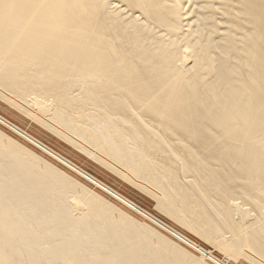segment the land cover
I'll use <instances>...</instances> for the list:
<instances>
[{
    "label": "bare ground",
    "instance_id": "6f19581e",
    "mask_svg": "<svg viewBox=\"0 0 264 264\" xmlns=\"http://www.w3.org/2000/svg\"><path fill=\"white\" fill-rule=\"evenodd\" d=\"M0 87H1L0 89H3V91L4 89H7L9 91H12L13 93L14 92L17 93L18 95H21L23 93L25 95H28L29 97V94H34L35 97L37 95L39 96V98H42V99L35 98L32 99V101L31 100L30 101L33 102L37 107H39V110L44 113L43 115H45V117L47 115L50 116L49 118L51 119L54 118V121L52 120V122L55 123L56 121L57 125L60 123L61 126L70 125V127L71 126L75 127V125H79V124L84 125L87 121L86 125L89 124L90 126L84 128L85 126L83 127L82 125V128L79 130V134H81V136L79 137L85 136V138L83 137L82 139L83 142L85 144L87 143V145L89 146L90 144H92L93 146H95L94 148L91 145L93 147L92 149H99L101 153L103 152L102 154L112 157L113 161L116 160L119 162L118 165L121 164L124 165L125 168H127L131 173L134 174L133 175L134 177L136 176L135 177L136 179L141 177L143 178V180L146 179L154 186H157L160 189V191H162V196L161 197L159 196L160 199L158 198V196H155V194H154L155 197H153L152 194L150 193L149 194L152 195L151 197L152 199L154 198L153 200H156V203L159 201L158 202L159 205H157L159 207L158 209H160L161 207L162 211L164 210L166 214L170 215L176 221H178L177 223H179L180 227L188 230L189 232H192L194 230L197 233L196 234L194 232L196 236L199 234L201 238L204 237L209 242L213 243V245H215L218 248L217 251L220 249L222 251L220 253L226 254L228 256L227 258L228 260L231 259L237 261L238 259L244 258L250 264H262L259 262V260H257L256 257L254 258L253 256L249 255V251L257 255L258 258L261 257L262 259H264V223L263 224L260 223V221L261 220L263 221V219L260 218L261 219V220L259 219L260 221L257 219L255 222L252 221L249 222L248 218L250 214L247 211H246L247 213L241 211L240 210L241 207L240 209L237 208L239 204L238 205L235 204L236 203L235 201L236 200L245 201L247 202V204L249 203L250 206L252 207L254 206L257 210L260 211H263L264 209V0H0ZM9 91L5 90V92L3 93L6 92L10 93ZM5 95L6 94L2 96ZM12 95L13 94L11 93V96ZM2 96L0 97L1 98L0 100L3 99ZM32 96L33 95H31L30 97L32 98ZM15 97L17 99L22 98V96H15ZM23 99H21V102L25 101L24 103L22 102L23 104H25L27 102V99L26 100ZM30 101L28 100V104L31 103ZM47 101L48 103L50 101V103L52 104L50 103L48 104ZM11 103L13 104L14 101H12ZM16 104L17 103H15V105ZM16 106L20 108L23 107L18 105ZM29 106H31V104L28 105V107ZM33 107L35 106L33 105ZM74 107L77 109L75 112L78 114V115L76 114L77 116H74L71 113L72 111H75ZM30 108H32V106ZM70 108L71 109L73 108V110H71ZM89 108L90 110L92 108L93 112H91L92 110L89 111ZM23 110L25 109L23 108ZM49 110L51 111V113L53 112L52 113L53 118L51 117V115L45 114ZM33 111H35V109ZM28 112L31 114L30 111ZM69 112L71 114H68ZM37 116H35V118ZM78 116L81 118H79ZM37 118L35 120H37ZM86 118L87 119L89 118V120L92 118L93 123L91 122L89 123V120L85 121ZM42 122L43 121H41V123L40 121H36V123L41 124V126L43 127V125H45L47 122L46 123L44 122L45 124L43 125ZM0 123L4 124V126L7 127L8 130L9 129L12 131L14 130L13 132H16L15 130L20 131L21 133H23L22 135H25L24 138L30 141L32 144L35 143L37 145H40L39 146L40 150L42 151L43 149L50 156L55 158L59 162V163L57 162L58 164L63 165L62 161L64 160V158L65 160H69L62 154L57 153L55 150L51 149V147L49 148L48 146L43 144L40 140L32 136L30 132L29 134L28 132L20 128L17 124H15V122H12L11 120L3 116V114H0ZM61 126L58 125V127L60 128ZM53 128L51 127V129ZM62 128L65 129L66 127L65 128L62 127ZM46 129L49 130L50 127ZM8 130L6 132L7 134H8ZM57 130L54 129V131ZM67 130L70 129L67 128ZM75 132L76 131H69V133L72 135H75L74 134ZM67 133L65 134L67 135ZM2 134L3 133H0L1 136ZM54 134H56V132ZM63 136L61 134V136L58 137L62 139ZM6 137L9 138L8 136ZM75 137L77 139L79 138L78 136ZM3 138L4 136H2L1 139ZM7 138H4V140H7ZM66 138L67 137H64L63 140L65 139V141H67ZM1 139H0L1 151L7 153V155L9 153L10 157L12 156L15 158H20L21 160L19 159V162L14 158L15 161L18 162V165L22 164V162L21 164L19 163L23 159V161H25V164L22 166V168L26 170L29 174L32 173V176L35 175L33 178L35 183L34 181L33 182L31 181V183H34L33 185L34 188L36 187L35 189L41 193L40 194L37 192L38 193L37 194L35 192L36 194L35 193L34 194L37 195L36 197L38 198L43 197L42 194L49 193L53 188L50 186H54L57 183L62 187L65 186L66 184L69 185L66 181H64V179L66 180L71 179V177L66 178L68 176H66L65 174V176L63 177L64 179H62L63 172H61L60 170L58 171V173L59 172L62 173L60 176V174L56 172V169L50 168L51 165L49 166V163H46V161L42 159V161L45 162L43 164L40 161L41 158L39 159V167L41 166L40 163H42L44 167L47 164L48 165L44 169H42L43 167H41L43 171H38L39 167L38 165H36L38 168L37 170H35L36 167L35 163L36 162L38 163L37 161L38 159L37 157L34 158L35 160L32 159L35 156L34 153H32L34 156H32V154L25 155L20 150L16 149L19 143L15 142L14 140H12L13 142L11 141L12 143H14V145H16L17 143L15 148L14 146H12V144L6 146V143L8 141L5 143L3 142V140L1 141ZM10 140L11 139L9 138V141ZM69 140L67 142H69ZM84 140H86V142ZM69 143H71V145L72 143L73 145H77L80 149L83 148V152H84L85 148L82 147L83 145L79 146L78 143L74 141ZM24 148L21 147V150L25 151L26 149ZM38 151H36V154H38L37 153ZM89 151L90 150H87L88 153ZM52 152H54V154L57 155L60 154V155L58 156L53 155ZM28 155L32 157H29ZM40 156L43 157L42 155ZM149 157L150 159H148ZM96 159L99 160V158H95V160ZM112 159L110 158V160ZM103 160L104 159H102V161ZM54 161L51 162V159H49V162L52 163V165L54 164L53 163ZM70 161L71 160H69V162ZM105 164L107 165L108 163ZM105 164L103 162V166L106 167ZM71 165H73V167L75 168L79 167L77 164H75L72 161H71ZM111 165L109 169L111 168ZM56 166L59 167V165ZM81 169L79 167V170L85 173V170H83V168ZM106 169H108V167ZM19 170L21 171L20 168ZM69 171L68 174L71 175L72 172L69 173ZM126 171L127 170L125 169V172ZM2 172L4 173L3 170ZM119 172L120 171L118 170L117 173L121 175V173ZM86 173L95 179L94 180L95 181L94 186L96 187L95 191L100 189L103 192L105 191V193H107V195H110V197H113L115 199L119 197L121 200H124L129 204L131 203L130 205L132 207L134 208L136 207V210L135 209L134 210L137 211V213L139 211L145 212L138 203L137 204L135 203V201L133 202L131 199L120 193L112 186L108 185L106 182L95 177L93 174H90L87 171ZM79 174L86 179V177L82 175V172H80ZM179 174H182L184 178L185 176L186 178H190L189 176H191V178L194 177V179L193 181L192 179H190L192 181L190 182L189 180L190 183L187 182L186 184V182L184 181L185 185L183 184L180 185L178 184ZM10 175L11 177L9 178H12L13 174L10 173ZM122 175L124 176L123 178L127 177L125 176V174ZM128 177H130V175ZM30 178L32 179V177ZM127 178L126 180H128ZM4 179H6V177ZM11 180L13 181L14 178ZM71 180L73 181V179ZM143 180L141 182H143ZM27 181L30 182V180ZM72 181L70 183H72ZM1 182H0L1 187H3L2 186L3 184ZM29 182H27V184ZM126 182L129 183L128 181ZM174 182H176V185ZM81 183L84 182L81 181ZM9 184H10L9 187H11L12 183L9 182ZM58 184L56 185V188ZM73 184L75 186L76 183ZM86 184L84 183V185ZM132 184L137 189L140 188L139 187L140 185L138 186L139 187L138 188L137 186H135L134 183ZM149 185L150 188H152L151 186L153 185L151 184ZM7 186L8 185H6L5 187ZM48 186L50 187L49 191H48ZM70 186L68 188H72ZM77 187L79 186L77 185ZM11 188L10 190H8L9 193L12 191ZM81 188L84 189L85 187H81ZM27 189H29V187ZM144 189L146 188L144 187ZM159 189H157V191ZM154 190H156V187ZM0 191L4 192V189ZM18 191L19 190H17V192ZM57 191L59 192V190ZM57 191L55 192L54 195L58 193ZM85 191H88L90 195L89 192L90 190L85 188ZM27 192H25L26 195ZM80 192L78 193L80 194ZM103 192L102 194L104 195L105 193ZM14 193L16 194V191ZM91 193H93L92 194L93 196L90 197L96 196L94 199L88 197L84 198L83 196V199L82 198L78 199V197L76 199L75 197V200H76V204L80 208H83L84 211L86 210V213L84 212L85 213L84 216L90 218L94 217L93 219H95L96 221L97 217L99 218V216L104 214L107 204L109 210V206H110L109 204L111 203L108 202L105 203L106 200L103 199L106 206L105 204L102 205L101 201L99 202L98 199L96 200L98 194L95 195L94 191L93 192L91 191ZM158 193L161 192L158 191ZM11 194L13 195L12 192ZM86 194L87 193L85 192V196ZM12 195L10 196L13 200V197L15 196ZM49 195L48 196L46 195L47 198L49 197ZM81 195H79V197ZM107 195L105 194L106 197H109ZM6 196H9V194H6ZM27 198H29L28 195ZM61 198L64 197L61 196ZM98 198L101 197L98 196ZM1 199H0V203H1L0 213L4 210L3 213L4 214L6 213L7 215L8 211L15 206L14 203L13 207H10L12 206L11 203H13L15 199L10 204L8 203L7 200H5L6 197L5 199L3 198V200ZM53 200L54 199H51L48 202H51ZM6 201L7 204L10 206L8 205L6 206ZM116 202L117 200H115V205L117 204ZM3 203H5L6 207L4 206ZM20 203L18 202V205L24 204L23 202ZM57 203L58 201L56 202V204ZM123 204L126 205L127 207H130L126 203ZM18 205H17V209L18 207L22 208L21 206ZM47 206L48 204H46V207ZM60 206H62L63 208V205L60 204ZM118 206H119V202H118ZM2 208L4 209L1 210ZM110 208L111 209L115 208L116 210L117 207L113 206V208L112 207ZM119 208L121 207L119 206ZM123 208L121 209L123 210ZM130 208H126L125 210ZM52 209L54 210L56 209V207ZM234 209L240 211L239 214L240 217L237 220L234 218V216L238 213H236ZM18 210L21 211V209ZM66 210H63V212ZM12 211L15 212V208H13V210L11 209L9 212ZM22 211L21 214L23 213L25 214V212L22 213ZM130 211L131 210H129L128 212ZM80 212L82 213V211ZM111 213L112 211L107 216L112 215ZM29 215L28 216L25 215V216L29 217ZM31 216H33V213ZM61 216L64 217V215ZM78 216L79 215H77V217ZM125 216L127 215L126 214L121 215V217H123L124 219ZM262 216L264 217V215ZM47 217L49 218V216ZM144 217L145 216H142V218ZM6 218H8V216H6ZM19 218H23V216ZM82 218L84 219L85 217L82 216ZM127 218L129 220V218L131 217L128 216ZM34 219L38 220V218H34ZM71 219L73 218L71 217ZM93 219L91 221L94 224ZM104 219L106 218H102L100 220L104 221ZM107 219L109 218L107 217ZM5 220L0 219V232H2V234H0V237H2L3 240L6 239L7 242H8L7 238L9 237L10 234L14 233L15 236L16 235L18 236L19 234H21V231L22 232L24 230L28 231V227L25 226L26 220L25 221L23 220L24 228L26 227L25 229L23 228V230H21L23 221H21V225H19V223L14 225L11 224L12 223L11 222L10 223L11 226H10L8 224L9 222L7 223ZM78 220H80V218H78ZM169 220L171 219L169 218ZM88 222H90V220ZM110 222L112 221L109 220L107 223L110 224ZM62 223L60 222V224ZM68 223L71 227L72 224L70 222ZM122 223L120 222L118 226L116 225L117 224L116 223L115 226H117L118 229H121V227L123 226L124 230L126 228L133 230L134 229L133 227H135L132 225V223L129 224L128 222H125L126 223L124 224L125 228L124 225L120 227L119 225H121ZM75 225H77V223ZM79 225L84 226V224H80V223ZM165 225L167 224L165 223ZM170 225L168 224L167 226L171 228H175ZM146 226H145V231L149 229L148 231L150 232L151 229L149 228L150 226L149 227L147 226L148 228ZM70 227L68 229H71L70 231L72 232V227H74V224L72 225L71 228ZM57 228H59V226ZM86 228H88V226ZM142 228L144 229V227ZM189 228L192 229V231ZM63 229H65L64 226ZM76 229L78 228H75V230ZM90 229H89L90 232L92 231L93 233L95 232L93 227ZM99 229L102 230V228ZM143 229L142 232H145L143 231ZM34 230L35 229H33V231ZM124 230L122 231L123 233ZM49 231L50 229L48 230V233ZM106 231L108 230L106 229ZM177 231L180 232V230ZM155 232L157 233V231ZM31 233H26V234H31ZM73 233H75L77 236V233L75 231ZM93 233H89V235H92ZM104 233L105 231L103 232V234ZM106 233L105 235H107L108 237V234ZM110 233L111 236L109 235V237H112L114 234H112V232ZM180 233L176 235L177 233L175 232L176 240L179 239L181 242H183L184 240L185 242H187L188 240V242H190V244L192 243L193 245V247L190 246V248L192 247L195 249V247H199L200 249L201 248L203 249L202 245L204 243L201 244L200 246L198 244L199 243L198 239H197L198 242L197 243L195 242L196 238L194 241L193 237L191 239V235L188 237L189 234L188 232H187L188 234L186 235L185 233L182 232ZM54 234L56 236V232ZM63 234L64 232L62 233V235ZM146 234L149 235V233H143V234L141 233L140 235H146ZM226 234L230 235L229 238L225 237ZM13 235H11L12 238H14ZM118 235L121 234L119 233ZM140 235L136 237L142 239V236ZM21 236L22 235H20L19 237ZM48 236L49 235H47L46 238ZM52 236L53 235H51V237ZM55 236H53V238H55ZM152 236L154 237L153 234H151V237ZM68 237L67 239L64 238L63 240H68L70 238ZM133 237L135 238V236H132L131 238ZM156 237L158 236L156 235ZM61 238L59 239L56 238V240H58L59 242ZM75 238L77 239L79 238V236ZM204 238L202 241H205ZM32 239L33 238H31V240ZM70 239L72 240V238ZM146 239L147 238H145L144 240ZM167 239L168 238H166V243L168 244H166L167 245L166 248L170 246H174L173 250L169 249L168 251L170 253L171 251H173L172 254H174L175 256V254L178 253V252L174 253L178 243L174 244L173 242H169L170 241L169 239L167 241ZM22 240H24L23 237L21 238V241ZM43 240L40 241L44 242ZM100 240L97 241L101 242ZM125 240L127 239L125 238ZM14 241H16V238H14V240L10 242V245L17 247V249L15 248L16 250L11 249L10 248L11 246L8 245L9 249L12 250L13 254L11 250L10 253L7 250L8 248L6 249V247L2 246L3 242L0 243V264L22 263L21 259L18 260L19 252L17 251L19 250V248H20L19 251L22 250L20 246L19 247L17 246L20 245V243L17 240L19 244H15V243L11 244ZM49 241H47V243ZM146 241L148 242V239ZM77 242H81V241L77 240ZM139 242L141 243V240H139ZM70 243L71 242H69V244ZM82 243L83 242H81V244ZM87 243L88 241L86 242V245ZM120 243L123 244L122 241ZM131 243L129 245H131ZM162 243L163 242L159 244L161 245ZM170 243L171 245H169ZM5 244L6 243H4V246ZM59 244L60 243H58L57 245ZM81 244L80 246H82ZM143 244H145V242ZM134 245L136 244L134 243ZM100 246L102 247L105 245H100ZM125 246H127V244ZM33 247H36V244ZM64 247L69 248L70 246L66 247V245H64ZM42 248L45 249L44 245L42 246ZM48 248H51V246ZM84 248L85 247H83V249ZM104 248H101V252L102 249L104 250ZM127 248L128 247H126V250ZM80 249H81L80 252L83 254L82 248ZM116 249L118 250L117 247ZM131 249H129L130 250L129 254L131 253ZM162 249H164V247ZM176 249H177L176 251H178L179 248ZM60 250L61 251L58 250L59 253H62L63 251L62 248ZM107 250L108 249L106 248V251ZM123 250L124 249H122V251ZM165 250L167 251V249H164V251ZM245 250H249L248 254H245L246 253ZM85 251L86 250H84V252ZM108 251L110 254L111 251L110 250ZM108 251L106 252V254L108 253ZM120 251L121 250H119V252ZM48 252L51 251H49L48 249ZM67 252L65 253L67 254ZM20 253L22 254V257H24L23 253L22 252ZM57 253L55 252L56 255L59 254ZM76 253L77 255L80 254V253L78 254V251ZM91 253H93V251ZM184 253L186 252L181 253L182 257L180 256L181 254L178 255L176 254L178 257L176 256L177 259L175 258L174 260H172V261L176 260L174 263L167 262L166 264H181V263L183 264L182 261L181 263H179V260H182V258L184 257L183 256ZM55 254L52 253V255ZM132 254L135 253L132 252ZM59 255L57 256L58 258ZM130 255L128 256L132 258L133 255L132 256ZM158 255L160 256V254H157V256ZM209 255L213 256L210 253ZM64 256L63 259L67 258L66 262L68 261V264L74 263L73 262L74 261L73 258L75 257L74 255H73L74 257H72L71 260L69 256H68L69 258L67 256L65 257ZM84 256L86 255L84 254ZM147 256L145 254V257ZM157 256L156 259L158 258ZM216 256L219 257L221 255H216ZM48 257H50V255ZM92 257L93 256H91L90 260L92 259ZM99 257L101 258V255H99ZM107 257L110 256L108 255ZM143 257L144 256L142 257L138 256V258L136 257L137 264H149V263L151 264L152 262L151 258L145 259ZM154 257L152 258L155 259ZM180 257L181 259H178ZM204 257L205 256H203V258ZM34 258L35 257H33V259ZM96 258L97 260L95 261H98V257ZM133 258L135 260V255ZM79 259L78 261L77 258L75 260L77 262L83 261L81 260L83 259V257L80 258L79 256ZM94 259H92L93 262ZM118 259L117 261L119 262L120 259L119 260ZM147 259L150 261H148ZM156 259L155 261L153 260L152 264H157V262L161 260V258H158L160 259L159 261H156ZM190 259L191 258H189V260ZM195 259L196 261H198L197 257H195ZM163 260L165 262L167 261L165 260V258ZM201 260L204 261L202 258ZM216 260L218 261V259ZM242 260L237 262L239 263L243 262ZM38 261H40V259ZM45 261L48 264V261L46 259ZM51 261H53V259ZM70 261H72L73 263ZM101 261H103L102 258ZM115 261L116 259L114 260V263ZM183 261L184 264H188L186 262L187 261L186 259ZM123 262L125 263L124 260ZM135 262L136 261H134V263ZM160 262L162 264V260ZM198 262H196V264ZM85 263L87 262H84V264ZM104 263L102 262V264ZM108 263L110 262L106 261L105 264ZM201 263L206 264L200 261V264ZM209 263L211 264V262ZM79 264H83V263L80 262ZM89 264H93V263L91 262Z\"/></svg>",
    "mask_w": 264,
    "mask_h": 264
},
{
    "label": "rangeland",
    "instance_id": "374dc122",
    "mask_svg": "<svg viewBox=\"0 0 264 264\" xmlns=\"http://www.w3.org/2000/svg\"><path fill=\"white\" fill-rule=\"evenodd\" d=\"M1 88V87H0ZM2 90V91H1ZM5 90L6 91H9V90H7V89H4V91H3V89H0V95L2 94V95H4V94H6L5 96L7 97H5V96H2L3 97V99L2 100H0V114H3V116H5L6 118H8L9 120H11L12 122H15V124H17L20 128H22L23 130H25L26 132H30L31 133V135L32 136H34L35 138H37L38 140H40L43 144H45L46 146H48L49 148L51 147V149H53V150H55L57 153H60V154H62L63 156H65L66 158H68L69 160H71L72 162H74L75 164H77L79 167H80V169L81 168H83V170H85V173L83 172V171H81V170H79V167H77V168H75V167H73V165H71V161L69 162V160H65V158H64V160L62 161L63 162V165L62 164H58L59 162L55 159V158H53L52 156H50L47 152H45L43 149H42V151L40 150V148H39V146L40 145H37V144H35V145H37V146H35L34 144H32L30 141H28L27 139H25L24 137H25V135H22L23 133H21L20 131H17V130H15L16 132H13L12 130H8V128L7 127H5L4 126V124H1L0 123V133H3L2 134V136H4V138H7L6 136H8L11 140L9 141V138H7V140H4V138L3 139H1L2 138V136L0 135V139H1V141L3 140V142H7L6 143V146H8L9 144L11 145L12 144V146H14L15 148H16V145H17V143H19L18 145H17V148L16 149H18V150H20L22 153H24L25 155L26 154H32V153H34V155L32 154V156H34L32 159H34V158H36L37 157V161H38V163L36 164L35 163V166L36 165H38V167H39V159L41 158V162L44 164L45 162L44 161H46V163H49V166L51 165V166H54V167H51L50 166V168H53V169H56V172L58 173V171L60 170L61 172H63V174L62 173H58V174H60V176H61V174L63 175L62 176V179H64L63 177L65 176V174H66V176H68V177H66V178H69V177H71V179H73V181L71 180V179H64V181H66L69 185H65V186H60L58 183V186H57V188H56V185L57 184H55L54 186H50V187H53L52 188V190L49 192V193H44V194H42L43 195V197H45V198H43V197H40V195H39V197L40 198H38V197H36L37 195H35L37 192H38V190H36L35 188H34V183H35V181L33 180V178H34V176L35 175H33L32 176V173L31 174H29L26 170H24L23 168H22V166L25 164V161H23V159H22V161H20V163L19 164H21V162H22V164L21 165H18V162H19V159L20 158H15V157H10V155H9V153H8V155H7V153H5V152H2L1 151V149H0V154H2V155H0V159H1V157H2V159L0 160V168H3V169H0V182L3 184L2 186L4 187H1V184H0V190H3L4 189V192H2V191H0V195L2 196H0L1 198V200H3V198L5 199V197H6V199L5 200H7L8 201V203L10 204L14 199H15V201H13V203H11V205L12 206H10V205H8L7 204V201H6V206L8 205V206H10V207H13V204L16 206H14L13 208H15V212L14 211H12V212H9L11 209L13 210V208H11L9 211H8V213H7V215H6V213L4 214L3 212H4V208L6 207L5 206V203H3L4 204V208H2L1 210H3L1 213H0V219H3V220H5V218H6V216H8V218L10 219H8V218H6V222L10 225V223L11 224H14V225H16V224H18L19 223V225H21V221H25L26 223V225L25 226H27L28 227V231H26V230H24L23 232L21 231V234H19L17 237H18V239H17V237L15 236V234L14 233H12V234H10L9 235V237L7 238L8 239V242L6 241V239L5 240H3V238L2 237H0L1 239L0 240H2V241H0V243L1 242H3V244H2V246L3 247H6V249L10 252V250L11 249H13V250H16L17 249V247H14L13 245H10V242L11 241H13L14 240V238H16V241H14L13 243H11V244H19L20 243V245H17L18 247L20 246L21 247V251H19L20 250V248H19V250H17L18 252H19V254H18V260L19 259H21V261H22V263L21 264H47V262L45 261V259L48 261V264L50 263V264H58V262H59V264H68V261L66 262V259L67 258H65V259H63V256H64V254H65V256H69L70 255V253H71V255L69 256L70 257V260H71V258L72 257H76L77 258V261H78V259H79V256H80V258H82L83 257V259H81V260H83V261H79V262H77L74 258H73V262L72 261H70V262H72L73 264H79L80 262L81 263H83L84 264V262H87V263H85V264H89V263H93V264H102V262L104 263H106V261H108V262H110L111 264H123L124 262H123V260L125 261V263L124 264H126V262H127V264H137V260H136V257L138 258V256H140V257H142V256H144L143 258H151V264L153 263V260L155 261V259H156V256H157V254H160V256L158 255L157 257L158 258H161V260H162V264L164 263V264H166L167 262H175V261H172V260H174L175 258L177 259V255L178 254H181L182 252H186L187 254L188 253H190V254H186V253H184L183 254V256L184 257H186V258H182V260H179V263H181V261L183 262V264H184V261L183 260H187L186 262L188 263V264H192L193 262V264H196V262H198L199 264H200V261L201 262H203V263H206V264H210L209 262H211V264H227L228 262H230L231 264H237V263H239V262H237V261H241L242 259V261L243 262H240L239 264H244V261H245V264H247L248 263V261H246L244 258H241V259H238L237 261L236 260H228L227 258H228V256L226 255V254H222V253H220V252H222L220 249V251L218 250L217 251V247L215 246V245H213V243H211V242H209L207 239H205L204 237H202L201 238V236L198 234L197 236H196V232L193 230L192 231V229H190L192 232H189L188 230H186V229H183L182 227H180V225H179V223H177L178 221H176L173 217H171L170 215H168V214H166V212L163 210L162 211V209H161V207H160V209H158L159 207L157 206V205H159L158 204V198H159V196L161 197L162 196V191H160V189L157 187V186H154L152 183H150V182H148L146 179H144V180H146V181H144L143 180V178H141V177H137L138 179H136L133 175V173H131L127 168H125L124 167V165H122L121 163V165H118L119 164V162L118 161H116V160H114L113 161V159H112V157H110V156H108V155H104V154H102L100 151H99V149H92L93 147L95 148V146H93L92 144H90V146L89 145H87V143L85 144L84 142H83V137L85 138V136H83V137H79V136H81V134H79V130L82 128V125L83 124H79V125H75V127H73V126H71V127H73V128H71L70 127V125H68V124H66V125H68V126H65V125H62L61 126V124L59 123L58 125H60L61 126V128L60 127H58V125H57V122L55 121V123L54 122H52V120L54 121V118L52 117V113H51V111L49 110L47 113H45V114H48V115H51V117L53 118V119H51V118H49L50 116H47L46 115V117H45V115H43L44 113L43 112H41L40 110H39V107H37L33 102H31L32 101V99H37V98H39V96H37L36 95V97H35V95L34 94H29V97L31 96V95H33L32 96V98L30 97H28V95H25V94H21V95H18L17 93H13L12 91H9L10 93H3V92H5ZM11 93L13 94L12 96H11ZM10 94V95H9ZM0 96V97H1ZM10 96V97H9ZM15 96H22V98L21 99H23V100H26L27 99V102L25 103V104H23L22 102H21V99L19 98V99H17ZM6 99H5V98ZM26 97V98H25ZM11 98V99H10ZM14 98V99H13ZM1 99V98H0ZM5 99V100H4ZM39 99H42V98H39ZM17 100V101H16ZM20 100V101H19ZM28 100L31 102L30 104H31V106H32V108H30L31 106H29L28 107V105H30V104H28ZM7 101H14V103L12 104L11 102L9 103V102H7ZM19 101V102H18ZM34 101V100H33ZM15 103H17L16 105H18V106H23L22 108H20V107H17L16 105H15ZM20 103V104H19ZM47 103H48V101H47ZM49 103H50V101H49ZM48 103V104H49ZM28 104V105H27ZM50 104H52V103H50ZM12 105V106H11ZM33 105L35 106V107H33ZM15 106H16V108H15ZM49 106H51V105H49ZM37 107V108H36ZM75 107H78V106H75ZM74 107V110L75 111H70L71 113H72V115H74V116H77L78 114L77 113H75L76 112V108ZM20 110H19V109ZM23 108L25 109V110H23ZM27 108H29V109H27ZM17 109V110H16ZM22 109V110H21ZM35 109V111H33ZM69 109V108H68ZM71 109V108H70ZM30 111L31 112V114L28 112V111ZM71 110H73V108L71 109ZM91 110H92V108H91ZM90 110V108H89V111H91ZM27 111V112H26ZM53 111V110H52ZM69 111V110H68ZM39 112V113H38ZM68 113V114H71V113ZM75 114H74V113ZM91 112H93V110L91 111ZM26 113V114H25ZM27 113H29V114H27ZM37 113V114H36ZM40 113H41V115H40ZM50 113V114H49ZM77 114V115H76ZM28 115V116H27ZM38 115V116H37ZM40 115V116H39ZM34 118H33V117ZM35 116H37L36 118H37V120H35L36 118H35ZM44 116V117H43ZM79 116H80V114H79ZM78 116V117H79ZM32 117V118H31ZM41 117H43V118H41ZM40 118V119H39ZM46 118H48V119H46ZM79 118H81V117H79ZM31 119H33V120H31ZM42 119V120H41ZM45 120V121H44ZM50 120V121H49ZM86 120H89V118L87 119H85V121ZM90 120H92V121H90ZM89 120V123L91 122V123H93V119L91 118ZM36 121H40V123H41V121H43L42 122V125L43 124H45L46 122V124L45 125H43V127L41 126V124H38V123H36ZM45 122V123H44ZM50 122V123H49ZM86 123H87V121H86ZM86 123L83 125V127L84 128H87V126L89 127L90 125L89 124H87L86 125ZM46 125H47V127H46ZM48 125H49V127H50V129H51V127L53 128V129H51V131H50V129L48 130V129H46V128H49L48 127ZM54 125V126H53ZM46 128H45V127ZM56 126V127H55ZM58 127V128H57ZM62 127H66L65 129H63ZM67 128L68 129H70V130H67ZM54 129H58L57 131H54ZM62 129V130H61ZM73 129V130H72ZM4 132H3V131ZM6 130V131H5ZM7 130H8V134L6 133L7 132ZM52 130H53V132H52ZM67 130V131H66ZM60 131H61V134H62V139L61 138H59L60 136H61V134H60ZM69 131H76L74 134L75 135H72L73 134V132H72V134H70L69 133ZM10 132V133H9ZM20 132V133H19ZM56 132V134H54ZM67 133V135L65 134V133ZM29 133V134H30ZM57 133H58V136H57ZM19 134V135H18ZM21 134V135H20ZM60 134V135H59ZM77 134V135H76ZM11 137H10V136ZM21 136V137H20ZM23 136V137H22ZM70 136V137H69ZM75 136H78L79 138L77 139ZM64 137H67L66 139H67V141L70 139H72L74 142H76V143H78V145L79 146H82V147H84L85 148V150H84V152H83V148H79L77 145H73V143H72V145H71V143H69V142H73L72 140L70 141L69 140V142H67V141H65V139L63 140V138ZM14 138V139H13ZM69 138V139H68ZM76 139V140H75ZM80 139H81V142H80ZM12 140H14L15 142H17L16 143V145H14V143H12L13 141ZM12 141V142H11ZM19 141V142H18ZM85 142H86V140H84ZM69 143V144H68ZM83 143V144H82ZM89 144V143H88ZM1 145V144H0ZM3 145V144H2ZM25 145V146H24ZM27 145H28V147H27ZM93 147H92V146ZM86 146H87V148H86ZM1 147V146H0ZM21 147H26V148H24V149H26V150H29V151H23V150H21ZM29 147H30V149H29ZM32 147V148H31ZM2 148H3V146H2ZM20 148V149H19ZM76 148V149H75ZM33 149V150H32ZM38 151L37 153L38 154H36V151ZM82 150V151H81ZM87 150H90L89 151V153L87 152ZM95 150V151H94ZM31 151V152H30ZM35 151V152H34ZM41 151V152H40ZM101 153H99V152ZM40 152V153H39ZM43 152V153H42ZM46 153V155H45V153ZM90 152H91V154H90ZM5 153V154H4ZM53 153V155H56V156H58V155H60V154H54V152H52ZM51 153V154H52ZM88 153V154H87ZM95 153H96V155H95ZM98 154V155H97ZM28 155V156H29ZM40 155H45V156H43V157H41ZM89 155V156H88ZM103 155V156H102ZM32 156H29V157H32ZM38 156H39V158H38ZM98 156V157H97ZM109 158H108V157ZM50 157V158H49ZM103 157V158H102ZM105 157V158H104ZM12 158V159H11ZM18 161H15V159ZM47 158H49V159H51V162L52 161H54L53 163V165H52V163H50L49 162V159H47ZM92 158V159H91ZM95 158H99V160H95ZM110 158L112 159V160H110ZM42 159L44 160V161H42ZM47 159V160H46ZM53 159V160H52ZM101 159V160H100ZM102 159H104L103 161H102ZM148 159H150V157L148 158ZM13 160V161H12ZM21 160V159H20ZM35 160V159H34ZM147 160V159H146ZM101 161H102V164H101ZM110 163H109V162ZM113 163H112V162ZM4 162V163H3ZM7 162V163H6ZM14 162V163H13ZM58 162V163H57ZM65 162V163H64ZM103 162H104V164L105 163H108L107 165H106V167L105 166H103ZM118 162V163H117ZM1 163H2V165H1ZM13 163V164H12ZM42 163H40V167L38 168L37 166L35 167V170H37V168H38V171H43L42 169H44L45 167H47V165L44 167V165L42 164ZM55 163H57V164H55ZM116 163V164H115ZM6 164V165H5ZM68 164H70V165H68ZM112 164V165H111ZM15 165V166H14ZM18 165V166H17ZM56 165H59V167L60 168H62V169H60L58 166H56ZM87 165V166H86ZM109 165V166H108ZM110 165H111V168H113V169H109V167H110ZM118 165V166H117ZM3 166V167H2ZM6 166H7V168L8 167H10V168H6ZM61 166H63V167H61ZM69 166H71V167H69ZM74 166H76V165H74ZM114 166V167H113ZM116 166V167H115ZM122 166V167H121ZM41 167H43L42 169H41ZM66 167V168H65ZM105 167V168H104ZM108 167V169H106ZM121 169V170H123V171H121L119 168ZM4 168H5V170L8 172H6L5 170H4ZM16 168V169H15ZM19 168L21 169V171L19 170ZM117 170H116V169ZM123 168V169H122ZM127 170L126 172H125V169ZM23 169V170H22ZM66 169V170H65ZM72 169V170H71ZM75 169V170H74ZM2 170L4 171V173L2 172ZM64 170V171H63ZM69 171V173H71V175H69L68 174V171ZM118 170L120 171L119 173H121V175H119L117 172H118ZM66 171V172H65ZM76 171V172H75ZM77 171H79V172H77ZM86 171L87 172H89L90 174H93L95 177H97V178H99L100 180H102V181H104V182H106L108 185H110V186H112L113 188H115L116 190H118L120 193H122L123 195H125L126 197H128L129 199H131L133 202L135 201V203L137 204H139L141 207H142V209L145 211V212H142V211H139V212H142V213H144V214H142V213H137V211H135L136 210V207L134 208V207H132L129 203H127L126 201H124V200H121L119 197H117V199H115V198H113V197H110V195H107V193H105V191L103 192V191H101L100 189H98V190H96L95 191V189H96V187L94 186V183H95V179L93 178V177H91L89 174H87L86 173ZM116 173H114V172ZM128 171H129V173H128ZM7 173V176H6V173ZM25 172H27V173H25ZM80 172H82V175L84 176V177H86V179L85 178H83L79 173ZM10 173H12L13 174V176H12V178H9V177H11V175H10ZM78 173V174H77ZM9 174V175H8ZM28 174V175H27ZM37 174V173H36ZM85 174V175H84ZM87 174V175H86ZM122 174H125V176H129L130 175V177H126L128 180H126V178H123L124 176L122 175ZM1 175H2V177H1ZM76 176V177H75ZM89 176V177H88ZM6 177V179H4ZM30 177H32V179L30 178ZM74 177V178H73ZM78 177V178H77ZM183 175L182 174H179L178 175V181L180 182H178V184H180V185H185V182H186V184H187V182L188 183H190V182H192L193 181V179H194V177L193 178H191V176H189L190 178H186V176H185V178L183 177ZM2 178H3V180H2ZM7 178H8V180H7ZM14 178V180L12 181L11 179H13ZM26 178V179H25ZM30 178V179H29ZM82 178V179H81ZM92 178H93V180H92ZM120 178H122V179H120ZM133 178V179H132ZM79 179H81V180H79ZM140 179V180H139ZM143 180V182H141L142 180ZM188 179V180H187ZM190 179H192V181L190 180ZM11 180V181H10ZM27 180H30V182L29 181H27ZM68 180H69V182H68ZM88 180V181H87ZM91 180V181H90ZM180 180H182V181H180ZM189 180H190V182H189ZM8 181V182H7ZM29 182L28 184H27V182ZM31 181L33 182L34 181V183H31ZM72 181V183H70ZM74 181H76V182H74ZM81 181H83L86 185H84V183H81ZM126 181H128L129 183H127ZM137 183H136V182ZM185 181V182H184ZM9 182L10 183H12L11 184V187H13V188H11V187H9ZM14 182H16V183H14ZM91 182V183H90ZM138 182H140V183H138ZM181 182H183V183H181ZM8 183V184H7ZM73 183H76L75 184V186H74V184ZM81 184V185H79V184ZM131 183V184H130ZM132 183H134L135 184V186H139L138 188L139 189H137L136 187H134V185L132 184ZM145 183H147V184H145ZM151 184V185H153L154 186V189H155V187H156V190H154L153 189V186H151L152 188H150V185L149 184ZM175 183V185H176V182H174ZM8 185L7 187H5L6 185ZM37 184V183H36ZM35 184V185H36ZM73 184V185H72ZM12 185H14V186H12ZM17 185V186H16ZM28 185H30V186H28ZM51 185V184H50ZM71 185V186H70ZM77 185L79 186V187H77ZM145 185V186H144ZM148 185V186H147ZM18 186H20V187H18ZM38 186V185H37ZM62 187V188H60V187ZM72 187V188H68V187ZM75 188H74V187ZM143 186V187H142ZM9 187V188H8ZM17 187V188H16ZM29 187V189H27ZM31 187V188H30ZM49 186H48V191H49V188H50ZM59 187V188H58ZM81 187H85L86 189H88V190H90L89 192H90V195H89V193H88V191H85V188L83 189V188H81ZM90 187H92V188H90ZM95 187V188H94ZM144 187L146 188V189H144ZM6 188V189H5ZM8 188V189H7ZM10 188L12 189V193H13V195L11 194V192L9 193V191L8 190H10ZM19 188V189H18ZM33 188V189H32ZM38 188V187H37ZM23 189V190H22ZM35 189V190H34ZM39 189V188H38ZM56 189V190H55ZM65 189V190H64ZM80 189H82V190H80ZM92 189V190H91ZM148 189H150V190H148ZM157 189H159L158 191L159 192H161V193H158V191H157ZM17 190H19L18 192H17ZM21 190V191H20ZM25 190V191H24ZM57 190H59V192L57 191ZM62 190V191H61ZM77 190H78V192H80V194L77 192ZM84 190V191H83ZM16 191V194L14 193ZM28 191V192H27ZM47 191V192H48ZM58 192V193H56V195H54L55 194V192ZM67 191V192H66ZM82 191H83V193H82ZM91 191L93 192L94 191V194L96 195V194H98V196H100L101 198H102V200H101V198H98V196H97V198H96V200L98 199V201L100 202L101 201V204L103 205V204H105V203H111V204H109L110 206H109V210H108V204H107V206H106V204H105V206H106V209H105V212H104V214L103 215H101V216H99V218L100 217H102V218H106V219H104V221H102V220H100V219H102V218H98V220H97V218H96V221H95V219H93L94 217H92V218H90V217H86V216H84L85 215V213H86V210L84 211V209L83 208H80L77 204H76V200H75V197H76V199H77V197H78V199L79 198H82L83 199V196H84V198H95V197H90V196H93L92 194L93 193H91ZM99 191H101V192H99ZM149 191V192H148ZM153 191V192H152ZM155 191V192H154ZM25 192H27V195L29 196V198H27V195H26V193ZM32 192H33V195H32ZM36 192V193H35ZM65 192V193H64ZM85 192L87 193L86 194V196H85ZM96 192V193H95ZM97 192H99L100 193V195H99V193H97ZM102 192L103 193H105L107 196H109V197H106L105 196V194L103 195L102 194ZM144 194H143V193ZM3 193V194H2ZM20 193V194H19ZM22 193H23V196H22ZM35 193V194H34ZM38 193H40V192H38ZM37 193V194H38ZM77 193V194H76ZM147 193V194H146ZM152 194L153 195V197H155V196H158V198H157V203H156V200H153L152 199V195H150V194ZM158 193V194H157ZM4 194H5V196H4ZM6 194H9V196H6ZM41 194V193H40ZM50 194V195H49ZM61 194H63V195H61ZM76 194V195H75ZM82 194V195H81ZM102 194V195H101ZM150 196H149V195ZM154 194H155V196H154ZM157 194V195H156ZM10 195H12V196H15V197H13V200H12V198H11V196ZM17 195V196H16ZM24 195H26V196H24ZM32 195V196H31ZM49 195V197L47 198V196ZM53 195V196H52ZM79 195H81L80 197H79ZM89 195V196H88ZM31 196V197H30ZM56 196V197H55ZM58 196V197H57ZM61 196L62 197H64V198H61ZM104 196V197H103ZM9 197V198H8ZM21 197V198H20ZM52 197V198H51ZM70 198V200H69V198ZM11 198V199H10ZM20 198V199H19ZM24 200H23V199ZM38 200H37V199ZM49 198H50V200L51 199H54L53 201H51V202H48V201H50L49 200ZM73 198V199H72ZM110 198H112V199H110ZM119 198V199H118ZM40 199V200H39ZM59 199V200H58ZM106 200V202L104 203V200ZM108 199V200H107ZM160 199V198H159ZM5 200H4V202H5ZM27 200H28V202H27ZM34 200V201H33ZM46 200V201H45ZM62 200H64V201H62ZM67 200H68V202H67ZM110 200V201H109ZM115 200H117V206L115 205ZM121 202H123V203H126L128 206H130V207H127L126 205H124L123 203H121ZM239 200V199H238ZM58 201V203L56 204V202ZM59 201H61V202H59ZM111 201H113V202H111ZM1 202H3V201H1ZM16 202H17V205H18V202L20 203V202H23L24 204H22V205H18V206H21L22 208H20V207H18V209H21V211L23 210V207H24V210L22 211V213L23 212H25V214L23 213V214H21V211L20 210H18L17 209V205H16ZM35 202V203H34ZM45 202V203H44ZM47 202V203H46ZM103 202V203H102ZM118 202H119V206L121 207V208H123V210L121 209V208H119V206H118ZM236 203L235 204H239L238 205V207H237V205H236V207L237 208H239L240 209V207H241V211H244V212H248L250 215H249V218H248V221L249 222H255L257 219L259 220L260 218L261 219H263V221L261 220H259L260 221V223H264V217L262 216V215H264V209H263V211H260V210H257L254 206L252 207V206H250V204L248 203L247 204V202H245V201H242V200H239V201H235ZM239 202V203H238ZM241 202V203H240ZM28 203V204H27ZM55 203V204H54ZM65 203V204H64ZM75 203V204H74ZM26 204V205H25ZM46 204H48V206L46 207ZM51 204V205H50ZM58 204H59V206H58ZM60 204L61 205H63V208H62V206H60ZM71 204V205H70ZM74 204V205H73ZM28 205V206H27ZM50 205V206H49ZM57 205V206H56ZM65 205H66V208H67V210H66V208H65ZM68 205H70V206H68ZM77 205V206H76ZM111 205H113V206H115V207H117L118 208V210H117V208H116V210L118 211H116L115 210V208H113V206H111ZM123 205V206H122ZM138 205V206H139ZM247 205V206H246ZM34 208H36V209H34ZM38 208H37V207ZM44 206H45V208H44ZM246 206V207H245ZM55 208L56 207V209H57V211H56V209H52V208ZM58 207H59V209H58ZM110 207H112L114 210H115V212H114V210L113 209H111ZM130 208V209H127V210H125L126 208ZM235 207V208H236ZM0 208H1V203H0ZM8 208V207H7ZM30 208V209H29ZM43 208H44V210H45V212H44V210H43ZM47 208V209H46ZM51 208V209H50ZM69 208V209H68ZM236 208V209H237ZM9 209V208H8ZM40 209H41V211H40ZM74 209V210H73ZM135 209V210H134ZM236 209H234L235 211H236V213H238V214H236L235 216H234V218L237 220L239 217H240V211L239 210H236ZM7 210V209H6ZM47 210H48V212H47ZM51 210V211H50ZM58 210H60V211H58ZM63 210H66V211H64L63 212ZM79 210V211H78ZM112 211V215H110V216H107L108 214H110V212ZM129 210H131L130 212H128ZM133 210V211H132ZM34 211V212H33ZM42 211H43V213H42ZM56 211V212H55ZM80 211H82V213L80 212ZM110 211V212H109ZM119 211H122V212H119ZM237 211H239V212H237ZM261 213H260V212ZM13 212H14V215H13ZM18 212H20V213H18ZM38 212V213H37ZM52 212V213H51ZM62 212V213H61ZM67 214H66V213ZM76 212H77V214H76ZM79 212V213H78ZM85 212V213H84ZM109 212V213H108ZM128 212V213H127ZM234 212V211H233ZM246 212V213H247ZM263 212V213H262ZM29 213H30V215H29ZM32 213H33V216H31L32 215ZM35 213V214H34ZM42 213V214H41ZM46 213V214H45ZM48 213V214H47ZM55 213V214H54ZM68 213H69V215H68ZM107 213V214H106ZM114 213V214H113ZM119 213H122V214H119ZM145 213H147V214H145ZM259 213H260V215H259ZM18 214V215H17ZM50 214V215H49ZM53 216H52V215ZM83 214V215H82ZM117 214V215H116ZM127 215V216H125V219L123 218V217H121V215ZM166 214V215H165ZM6 215V216H5ZM23 216V218H19V217H22ZM25 215H29V217H27V216H25ZM45 215H47V216H49V218L47 217V216H45ZM61 215H64V217L63 216H61ZM71 215H73V216H71ZM77 215H79L78 217H77ZM83 217H85L86 218V220H85V218L83 219L82 218V216ZM105 215V216H104ZM120 215V216H119ZM11 216V217H10ZM26 218H25V217ZM31 216V217H30ZM36 216V217H35ZM56 216V217H55ZM109 218V219H107V217ZM128 216H130L131 218H133V219H131V218H129V220L131 221H129L128 220ZM142 216H145L146 217V219H145V217L144 218H142ZM237 216V217H236ZM4 217V218H3ZM43 218V220H42V218ZM51 217V218H50ZM71 217L73 218V219H71ZM120 217V218H119ZM148 217V218H147ZM263 217V218H262ZM31 218V219H30ZM33 218V219H32ZM34 218H38V220L37 219H34ZM53 218V219H52ZM76 218H77V220H76ZM78 218H80V220H78ZM88 218V219H87ZM90 218V219H89ZM111 218V219H110ZM122 218V219H121ZM169 218L171 219V220H169ZM12 219V220H11ZM41 219V220H40ZM66 219V220H65ZM94 220L93 222H94V224L92 223V221L91 220ZM113 219V220H112ZM121 221H120V220ZM143 219V220H142ZM148 219V220H147ZM152 219V220H151ZM28 220V221H27ZM32 220V221H31ZM50 220H52V221H50ZM53 220H54V223H53ZM56 220V221H55ZM62 220H63V223H62ZM65 220V221H64ZM75 220V221H74ZM90 220V222H88ZM100 220V221H99ZM112 221V222H110V224L109 223H107L108 221ZM122 220H124L125 222H130V223H132V225L133 226H135V227H131L133 230H130V229H123V226L122 225H124V224H126L124 221H122ZM128 220V221H127ZM147 222H146V221ZM174 222H173V221ZM24 221L22 222V229L21 230H23V228H24ZM40 221V222H39ZM44 221V222H43ZM50 223H49V222ZM80 224H84V226L83 225H79V223ZM84 221V222H83ZM138 223H137V222ZM60 222L62 223V224H60ZM65 222V223H64ZM68 222H70L72 225L74 224V227H72V225H71V227H72V232L70 231L71 229H68L69 227H70V225H69V223ZM74 222V223H73ZM77 223V225H75L76 223ZM101 222V223H100ZM119 222V223H118ZM120 222L122 223L121 225H119L120 227H121V229H118V224H120ZM143 222H145V223H143ZM152 222H154V223H152ZM160 222V223H159ZM162 222V223H161ZM47 223V224H46ZM59 223V224H58ZM85 223H87V224H85ZM89 223V224H88ZM117 223V224H116ZM129 223V224H130ZM143 223V224H142ZM164 223V224H163ZM165 223L168 225H170V224H172V225H170V226H172V227H175V228H171V227H169V226H167V225H165ZM178 225H177V224ZM42 224V225H41ZM44 224V225H43ZM93 226H92V225ZM97 224V225H96ZM104 224V225H103ZM115 224L117 225V226H115ZM134 224H136V225H134ZM149 227V228H151L152 229V231H151V229H150V232L148 231L149 229H147L148 227L146 226V225ZM150 224V225H149ZM181 224V223H180ZM47 225V226H46ZM53 225V226H52ZM56 225V226H55ZM60 225H61V227H60ZM64 226V228L65 229H63V226ZM78 225H79V227H78ZM88 226V228H86L87 226ZM91 225V226H90ZM96 225V226H95ZM147 227L146 229V231H145V226ZM163 225H165V226H163ZM11 226V225H10ZM18 226V225H17ZM33 228H32V227ZM52 227V229H51V227ZM59 226V228H57ZM69 226V227H68ZM111 226V227H110ZM115 226V227H114ZM138 226V227H137ZM140 226V227H139ZM144 227V229L142 228V227ZM155 228H154V227ZM179 226V227H178ZM184 226V225H183ZM30 227V228H29ZM42 227V228H41ZM46 227V228H45ZM70 227V228H71ZM94 228V231L98 234H96L95 232L93 233V231L92 232H90L91 231V229L90 228ZM97 227V228H96ZM114 227V228H113ZM168 227V228H167ZM186 227V226H185ZM184 227V228H185ZM26 228V227H25ZM24 228V229H25ZM32 228V229H31ZM48 228V229H47ZM54 228V229H53ZM75 228H78V229H76L75 230ZM82 228V229H81ZM84 228V229H83ZM99 228H102V230L101 229H99ZM109 228H111V229H109ZM117 228V229H116ZM124 228H125V225H124ZM141 228V229H140ZM163 228V229H162ZM187 228V227H186ZM33 229H35L34 231H33ZM50 229V231H49V233H48V230ZM62 229V230H61ZM89 229H90V231H89ZM95 229H97V230H95ZM100 231H99V230ZM106 229L108 230V231H106ZM138 229V230H137ZM142 229H143V231H145V232H142ZM165 229V230H164ZM167 229H169V230H167ZM180 230V232H182V233H185V235L186 234H188V237L191 235V239H192V237L194 238L193 240L195 241V238H196V241L195 242H197V239H198V241H199V245L201 246V244H203L202 245V247H203V249L201 248H199V247H195V249L194 248H192L193 247V245H192V243L190 244V242H188V240H187V242H185V240L183 241V242H181L179 239H175V237H176V235H178L180 232H178L177 230ZM52 230V231H51ZM56 230V231H55ZM61 230V231H60ZM79 230H81V231H79ZM124 230V233H125V235H124V233L122 232ZM136 230V231H135ZM153 230H155V231H157V233L155 232V231H153ZM26 231V232H25ZM33 231V232H32ZM56 232V236H55V232ZM76 232L77 233V236H79V238H75V237H77L76 236V234L75 233H73V232ZM79 231V232H78ZM86 231V232H85ZM105 231V233L106 234H108V237H109V235L111 236V233L110 232H112V234H114L112 237H109V238H111V239H109L108 237H107V235H105V233L103 234V232ZM110 231V232H109ZM114 231V232H113ZM116 231V232H115ZM120 231V232H119ZM130 231V232H129ZM32 232V233H31ZM36 234H35V233ZM42 232V233H41ZM46 232V233H45ZM64 232V234L62 235V233ZM71 232V233H70ZM121 234V235H118L119 233ZM175 232L177 233L176 235H175ZM188 232V233H187ZM196 234H195V233ZM23 233H25V234H23ZM26 233H31V234H26ZM34 233V234H33ZM38 233V234H37ZM48 233V234H47ZM53 233V234H52ZM61 235H60V234ZM67 233V234H66ZM70 233V234H69ZM80 233V234H79ZM82 233V234H81ZM89 233H93L92 235H89ZM110 233V234H109ZM116 233V234H115ZM131 233V234H130ZM140 233H149V235H140V236H142V239H143V237H144V239L145 238H147L148 239V242L146 241V240H144L143 239V242H142V239L141 238H139V237H136V236H139L138 234ZM171 233V234H170ZM0 234H2V232H0ZM14 234V235H13ZM16 234H18V233H16ZM33 234V235H32ZM66 234V235H65ZM70 236H69V235ZM83 234H85V235H83ZM100 234V235H99ZM128 234H130V235H128ZM134 234V235H133ZM137 234V235H136ZM151 234H153L154 235V237L152 236L151 237ZM163 236H162V235ZM181 234V233H180ZM11 235H13L14 236V238H12V236ZM20 235H22L21 237H19ZM25 235V236H24ZM40 235V236H39ZM47 235H49L47 238H46V236ZM51 235H53V236H55V238H53V236L51 237ZM58 235V236H57ZM83 235V236H82ZM104 235V236H103ZM120 237H118V236ZM124 237H123V236ZM128 235V236H127ZM135 236V238L133 237V238H131L132 236ZM156 235L159 237H156ZM38 236V237H37ZM63 236H65V237H63ZM72 238V240L69 238ZM81 236V237H80ZM93 236V237H92ZM94 236H96V237H94ZM102 236V237H101ZM124 238V240H123V238ZM126 236V237H125ZM149 236H150V238H149ZM198 236H200V237H198ZM229 234H226L225 235V237L227 238H229ZM23 237V239L25 240H22L21 241V238ZM61 238L60 240H61V242H60V240H59V242H58V240H56V238L57 239H59V238ZM67 237L70 239H68V240H63L64 238L65 239H67ZM86 239H85V238ZM105 237V238H104ZM156 237V238H155ZM168 238L170 241L169 242H173L174 244H177V246H176V248H179L178 249V251H176L177 249L175 248V251H174V253L175 252H178V253H176L175 254V256H174V254H172L173 253V251H171V250H173L174 249V246H170V247H168V248H166V244H168V243H166V238ZM31 238H33L32 240H31ZM35 238V239H34ZM47 239V241H49V242H51V243H47V241H46V239ZM48 238H49V240H48ZM84 238V239H83ZM97 238H99V239H97ZM100 238H101V240H100ZM115 239V242H114V239ZM125 238L127 239V240H125ZM171 238V239H170ZM201 238V239H200ZM203 238H204V240L206 241H202L203 240ZM44 239V240H43ZM51 239H53V240H51ZM80 239V240H79ZM95 239H96V241H95ZM150 239V240H149ZM156 239H158V240H156ZM160 239V240H159ZM168 239H167V241H168ZM10 240V241H9ZM17 240H18V242H17ZM40 240H43L44 242H42V241H40ZM55 240V241H54ZM74 240V241H73ZM76 240V241H75ZM77 240L78 241H81V242H83L82 244H81V242H77ZM100 240L101 242H98V241ZM133 240H134V242H133ZM138 240V241H137ZM139 240H141V243L139 242ZM162 240V241H161ZM174 240V241H173ZM33 241V242H32ZM46 241V242H45ZM68 241V242H67ZM88 241V243H87V245H86V242ZM123 242V244H121L120 242ZM124 241H126V242H124ZM128 241H130V242H128ZM131 241H132V243H131ZM160 241V242H159ZM177 241V242H176ZM21 242H22V245H21ZM25 242V243H24ZM36 242V243H35ZM54 242V243H53ZM66 244H65V243ZM69 242H71L70 244H69ZM76 242V243H75ZM84 242H85V244H84ZM113 242V243H112ZM145 242V244H143ZM152 242V243H151ZM154 242V243H153ZM161 242H163L161 245L159 244V243H161ZM208 242V243H207ZM4 243H6L5 244V246H4ZM41 245H40V244ZM56 243V244H55ZM58 243H60L59 245L60 246H62V247H60L59 245H57ZM63 243H64V245H66V247H69L70 248V250H69V248H65L64 247V245H63ZM103 243V244H102ZM106 243H108V244H106ZM121 244V246H120V244ZM131 243V245H129ZM134 243L136 244V245H134ZM149 243V244H148ZM180 243V244H179ZM24 244V245H23ZM35 244H36V247H33V246H35ZM69 244V245H68ZM74 244V245H73ZM76 244V245H75ZM80 244L82 245V246H80ZM88 244H89V246H88ZM92 244V245H91ZM105 245V246H100V245ZM117 244V245H116ZM127 244V246H125ZM8 245H10L11 247V249H9V246ZM33 245V246H32ZM44 245V247H45V249L44 248H42V246ZM46 245V246H45ZM87 246V248H86V246ZM97 245H98V248H97ZM115 245V246H114ZM146 245V246H145ZM159 245V246H158ZM169 245H171V243L169 244ZM173 245V244H172ZM14 248H13V247ZM16 246V245H15ZM41 246V247H40ZM51 246V248H48V247H50ZM52 246H54V247H52ZM55 246H57V247H55ZM77 246H79V247H77ZM95 247V248H93V247ZM107 246H109V247H107ZM164 247V249H167V251L165 250L164 251V249H162L163 247ZM190 246H192L191 248H190ZM23 247V248H22ZM38 247V248H37ZM74 247V248H73ZM83 247H85L84 249H83ZM90 249H92V250H90ZM105 247V248H104ZM116 247L118 248V250L116 249ZM126 247H128L127 248V250H126ZM129 247H131V248H136V249H134L135 250V252H134V250L133 249H131V248H129ZM162 247V248H161ZM171 247H173V248H171ZM216 247V248H215ZM16 248V249H15ZM34 248V249H33ZM43 250H42V249ZM47 248V249H46ZM62 248V253H59V251H61L60 249ZM74 250H73V249ZM79 248V249H78ZM80 248H82V250H83V254L80 252ZM101 248H104V250L102 249V252H101ZM106 248L108 249V250H110L111 252H110V254H109V251H108V253L106 254ZM113 248V249H112ZM160 248H161V250H160ZM48 249H49V251H51V252H48ZM51 249V250H50ZM95 249V250H94ZM99 251H97V250ZM122 249H124L123 251H122ZM129 249H131V253L130 254H132V252L133 253H135V254H132V255H130L129 254ZM142 250V251H140V250ZM155 249V250H154ZM169 249H171L170 251H171V253L168 251ZM37 250V251H36ZM59 255V258L57 257L58 255H56L55 254V252ZM59 250V251H58ZM68 252H67V251ZM76 250V251H75ZM84 250H86L85 252H84ZM89 250H90V252H89ZM113 250V251H112ZM119 250H121L120 252L122 253H120L119 252ZM126 250V251H125ZM137 250H139V251H137ZM200 250V251H199ZM201 250H203V251H201ZM205 250V251H204ZM24 251V252H23ZM40 251H41V253H40ZM44 251V252H43ZM78 251V254L79 255H77V252ZM93 251V253H91ZM104 251V252H103ZM106 251V252H105ZM154 251V252H153ZM245 251H246V253H245ZM244 251V253L245 254H248V251L249 250H245ZM11 252H12V250H11ZM10 252V253H11ZM20 252H22L23 253V255H24V257H22V254L20 253ZM35 254V256H34V254ZM47 252V253H46ZM65 252H67V254L65 253ZM73 252V253H72ZM99 254H98V253ZM103 253V254H101V253ZM114 252V253H113ZM115 252H117V253H115ZM119 252V253H118ZM125 252V253H124ZM141 252V253H140ZM167 252H169V253H167ZM179 252H181V253H179ZM206 252V253H205ZM52 253H54L55 255H52ZM69 253V254H68ZM95 253H97L98 254V256H97V254H95ZM127 253V254H126ZM142 255H140V254ZM144 253V254H143ZM209 253L210 254H212L213 256H211V255H209ZM216 253H218V254H216ZM12 254H13V252H12ZM50 255V257H48L49 255ZM84 254L86 255V256H84ZM91 255V256H93L92 257V259H94V262L92 261V259L90 260V258H91V256H89V255ZM95 254V255H94ZM108 256H112L111 258L110 257H107L106 255ZM114 256H113V255ZM116 254H117V256H116ZM119 254H120V256H119ZM137 254V255H136ZM139 254V255H138ZM145 254H146V256L147 257H145ZM152 254V255H151ZM156 254V255H155ZM163 256H162V255ZM172 254V255H171ZM185 254H186V256H185ZM203 254H205V255H203ZM221 255V256H219L220 257V259H219V257L218 256H216V255ZM21 255V256H20ZM32 255V256H31ZM38 255H41L42 257H44V258H42L41 256H38ZM48 255V256H47ZM74 255V256H73ZM99 255H101V258H102V260L103 261H101V258L99 257ZM128 255H130V256H132V258L131 257H129ZM134 255H135V260H134ZM201 255H202V257H201ZM208 255V256H207ZM249 255H251V256H253L254 258L256 257L257 258V260H259V262L260 263H262V264H264L263 262H264V259H262L261 257L260 258H258L257 257V255H255L253 252H251V251H249ZM55 256H56V258H55ZM64 256V257H65ZM124 256V257H123ZM155 256V257H154ZM172 256H174V257H172ZM177 256V257H176ZM181 257H182V254L180 255ZM203 256H205L204 258H203ZM211 256V257H210ZM227 256V257H226ZM17 257V256H16ZM33 257H35L34 259H33ZM40 257V258H39ZM46 257H48V258H46ZM55 258V260H54V258ZM68 257V258H69ZM86 257V258H85ZM96 257H98V261H95V260H97V258ZM103 257H105V258H103ZM121 257V258H120ZM126 257V258H125ZM128 257V258H127ZM152 257H154L155 259H153ZM162 257H163V259L165 258V260H167L166 262L162 259ZM167 257H169V258H167ZM181 257L180 258H178V259H181ZM195 257H197L198 258V261H196V259H195ZM204 260V261H202L201 260V258ZM214 257V258H213ZM59 259V261H58V259ZM120 259V261L118 262L117 261V259ZM125 258V259H124ZM129 258H131V259H129ZM156 259V261H159L160 259ZM167 258V259H166ZM188 258V259H187ZM189 258H191L190 260H189ZM207 258V259H206ZM40 259V261H38ZM49 259V260H48ZM53 259V261H51ZM87 259H89V260H87ZM105 259V260H104ZM116 259V261H115V263H114V260ZM118 259V260H119ZM123 259V260H122ZM194 259H195V261H194ZM200 259V260H199ZM211 259V260H210ZM212 259H214V260H212ZM216 259H218V261L216 260ZM261 259V260H260ZM25 260V261H24ZM28 260V261H27ZM80 260V259H79ZM84 260H86V261H84ZM131 260H132V262H131ZM136 261L135 263H134V261ZM148 260V259H147ZM160 260V261H161ZM170 260V261H169ZM189 260V261H188ZM31 261V262H30ZM38 261V262H37ZM45 261V262H44ZM50 261V262H49ZM65 261V262H64ZM130 261V262H129ZM148 261H150V260H148ZM147 261V262H148ZM159 261V262H160ZM164 261V262H163ZM205 261H208V262H205ZM212 261H214V262H212ZM17 262H19V261H17ZM17 262H15V263H17ZM40 262V263H39ZM76 262V263H75ZM98 262V263H97ZM159 262H157V264L159 263ZM236 262V263H235ZM104 263V264H105ZM110 263H108V264H110ZM154 263H156V262H154ZM197 263V264H198ZM230 263H228V264H230ZM20 264V263H19ZM70 264V263H69ZM150 264V263H149ZM159 264H161V262L159 263ZM182 264V263H181ZM202 264V263H201ZM248 264H250V263H248Z\"/></svg>",
    "mask_w": 264,
    "mask_h": 264
}]
</instances>
